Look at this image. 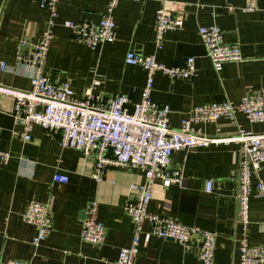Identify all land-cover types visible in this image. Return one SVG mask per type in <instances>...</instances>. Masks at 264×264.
<instances>
[{
	"label": "crops",
	"instance_id": "0c3cea01",
	"mask_svg": "<svg viewBox=\"0 0 264 264\" xmlns=\"http://www.w3.org/2000/svg\"><path fill=\"white\" fill-rule=\"evenodd\" d=\"M40 0H0V59L16 61L19 39L31 41L45 30L47 11ZM167 1L174 13L184 17L178 30L164 33L162 49H156L154 17ZM247 0H119L112 11L115 40L90 48L75 41L63 21L98 22L108 0H59L58 16L46 55L45 73L53 84L68 83L75 98H81L95 75L100 83L92 92L102 97L126 94L132 102L141 99L146 71L124 61L134 50L170 67L194 57L195 72L189 79L153 75L151 99L170 108L169 125L177 128L182 118L200 104L238 101L243 95L264 87V0H255L253 10L244 9ZM218 25L226 43H237L242 60L213 67L198 33L200 26ZM0 84L17 89L29 88L22 73L0 72ZM12 99L0 97V150L10 155L0 162V260L26 261L29 264H116L118 251L129 244L133 221L124 204L132 197L130 185L145 180L138 167H108L104 179L91 177L93 153L60 146L58 139L34 124L31 138L20 135L10 114ZM260 132L264 123L251 122L238 113L233 121L221 118L201 124L209 137L233 136L239 128ZM240 145L233 141L209 143L177 150L171 166L180 169L185 186L169 187L156 181L147 205L149 212L199 226L216 235L213 264H238V245L242 225L237 216V172ZM67 176L66 182L54 175ZM264 181V162L252 175V183ZM212 189L206 191V181ZM98 203V220L104 226V239L93 244L80 238L83 213L89 200ZM48 203L51 228L46 238L32 245L36 227L21 217L28 203ZM248 242L264 246V199L249 200ZM143 223L140 249L134 264H201L199 239L188 248L171 239L147 233Z\"/></svg>",
	"mask_w": 264,
	"mask_h": 264
},
{
	"label": "built area",
	"instance_id": "2783aa9c",
	"mask_svg": "<svg viewBox=\"0 0 264 264\" xmlns=\"http://www.w3.org/2000/svg\"><path fill=\"white\" fill-rule=\"evenodd\" d=\"M59 0H40L39 4L48 13L45 30L31 41L21 37L17 45L16 61L9 64L0 59V72L22 73L28 77L29 88L17 89L0 84V97L12 99L10 114L15 125L21 127L22 139L31 138L34 124L58 139L60 146L69 147L87 155L93 153L94 165L91 177L102 181L108 167H138L145 176L142 183L130 185L132 197L124 208L133 221L134 229L128 245L118 251L116 264H134L140 249L143 223H148L147 233L171 239L188 248L193 238L199 239L198 259L201 264H213L216 250V235L199 226L184 225L179 221L162 217L147 210L152 197V186L160 181L165 187L172 184L185 186L186 179L180 169L171 166L172 154L181 149L207 146L209 143L233 141L240 145L237 172V216L242 225L238 245V264H264V246L248 242L249 200L264 199V181L252 183V175L264 162V130L252 132L239 128L233 136L209 137L201 132L200 125L216 122L221 118L233 121L238 113L251 122L264 123V87L246 95L238 101L224 100L194 106L189 116L182 118L177 128L169 125L170 108L151 99L153 75L160 72L168 77L189 79L195 72L194 57L166 66L154 55H144L129 50L124 61L128 65H139L146 71V84L141 99L132 102L126 94L102 97L92 92L99 85L95 75L81 98H75L68 83L53 84L45 73L46 55L53 37V28L58 16ZM119 0H108L105 13L98 22L63 21L75 41L90 48L115 40V24L112 11ZM164 1L154 17V45L162 49L164 33L183 26L184 17L174 13ZM255 0H247L244 9L253 10ZM198 33L206 48V55L216 70L225 62L242 60L237 43H226L218 25L200 26ZM10 155L0 150V162L6 163ZM54 180L66 182L67 176L54 175ZM206 191L212 189V181H206ZM21 217L36 227L32 245L38 246L51 228L48 203L31 201ZM80 238L99 244L104 239V226L98 220V203L91 199L85 206ZM0 264H29L22 260H0Z\"/></svg>",
	"mask_w": 264,
	"mask_h": 264
},
{
	"label": "water",
	"instance_id": "95a60500",
	"mask_svg": "<svg viewBox=\"0 0 264 264\" xmlns=\"http://www.w3.org/2000/svg\"><path fill=\"white\" fill-rule=\"evenodd\" d=\"M83 216H84V213H83Z\"/></svg>",
	"mask_w": 264,
	"mask_h": 264
}]
</instances>
